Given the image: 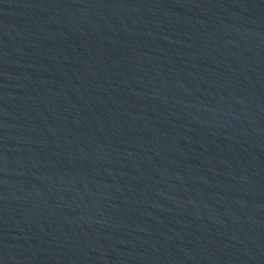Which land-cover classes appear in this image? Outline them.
Here are the masks:
<instances>
[{"label":"water","instance_id":"1","mask_svg":"<svg viewBox=\"0 0 264 264\" xmlns=\"http://www.w3.org/2000/svg\"><path fill=\"white\" fill-rule=\"evenodd\" d=\"M0 264H264V0H0Z\"/></svg>","mask_w":264,"mask_h":264}]
</instances>
